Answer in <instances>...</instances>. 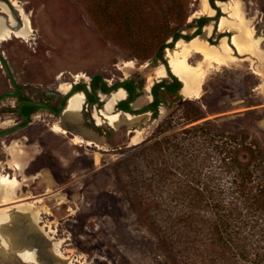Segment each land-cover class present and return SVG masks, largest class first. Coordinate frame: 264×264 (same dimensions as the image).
Here are the masks:
<instances>
[{
	"label": "rangeland",
	"instance_id": "1",
	"mask_svg": "<svg viewBox=\"0 0 264 264\" xmlns=\"http://www.w3.org/2000/svg\"><path fill=\"white\" fill-rule=\"evenodd\" d=\"M1 1L22 13L23 26L24 17L29 19L26 39L0 41V50H5L10 68L22 81L41 85L34 100L46 99L52 92L60 98L73 83L88 87L95 75L112 89L117 82L135 79L138 83L141 78V103L132 107L142 109L154 82L171 81L174 73L166 65L184 61L201 78L196 93L178 95L200 107L202 121L245 135L246 144L258 147L264 162V0H184L186 21L181 37L163 50L161 60L144 62L136 56L149 43L153 30L139 32L133 27L126 31L119 22L121 11H111L122 0H100L97 15L89 13L80 0H17L21 11L11 0ZM138 1L143 2L145 18L139 23L143 28H157L169 18L164 3L160 14H154L153 0ZM6 9L0 2V11ZM200 17L206 20L198 30L193 21ZM177 24L171 20V26ZM242 26L250 44L255 39V49L238 47ZM222 40L227 60L208 51L209 46L220 47ZM189 41L192 48L186 45ZM1 71L0 89L8 85ZM27 92L31 95V90ZM96 93L98 101L94 105L83 101L76 120L66 118L65 112L59 119L39 110L26 129L0 138V177H8L14 194L11 200L1 198L0 215L14 217L12 231L31 244L36 258L45 264H182L184 258L178 252L179 245L184 246L185 210L166 196L172 185L151 181V161L156 156L138 151L152 141L148 139L158 121L174 111L173 97L159 106L158 121L141 114L136 122L115 129L109 123L115 102L104 106L111 94ZM16 105L11 97L0 101L1 130L13 127L19 119L4 111ZM182 116V109L174 112L176 120ZM54 125L58 131L51 129ZM176 127L181 130L188 125ZM197 213L210 216L204 207ZM172 214L183 216L176 219L178 224L170 222ZM30 215L37 218L39 232L30 230ZM194 228L197 234L207 232L200 222ZM54 242H59L60 258L52 252ZM14 260L0 257V264H26L19 257Z\"/></svg>",
	"mask_w": 264,
	"mask_h": 264
},
{
	"label": "trees",
	"instance_id": "2",
	"mask_svg": "<svg viewBox=\"0 0 264 264\" xmlns=\"http://www.w3.org/2000/svg\"><path fill=\"white\" fill-rule=\"evenodd\" d=\"M80 1L86 3L89 13L99 14L100 0ZM153 1L156 7L152 10L154 14H160L161 3H164L169 15L157 28L139 25L145 18L141 9L143 2L122 0L121 6L111 8V11H121L119 22L126 31L131 32L133 27L139 32L153 30L149 43L136 56L142 62L160 59L163 50L173 46L181 37L180 31L186 21L184 0ZM171 20L178 24L171 26ZM205 20V17L194 19L198 30ZM99 29H103V24ZM169 39L173 40L172 43H167ZM82 87L77 85L75 91H81ZM182 87V82L174 75H171L170 82L165 79L155 82L150 91L152 101L144 108L134 110L130 104L142 95L141 78L138 83L135 79L117 82L113 89L107 87L99 75L91 81L93 92L100 88L110 93L122 88L127 92V98L116 108L133 114L149 110L153 120L159 119V106L168 103L167 97H173L174 111L158 121L148 139L152 141L138 151L156 156L157 159L151 161V181L158 186L172 185L167 188L166 196L171 202L181 203L185 210L182 214L185 219L184 246L178 244L181 248L178 254L184 258L182 264H264L262 152L255 145H247V137L242 133L225 132L209 120L202 121L204 117L200 107L178 95ZM90 100L96 102L97 98L90 96ZM179 109L183 112L180 121L174 118V112ZM187 125L177 130L176 126ZM225 178L228 188L223 185ZM199 207L206 208L210 216L196 214ZM183 216L169 215L170 222L178 224L176 219ZM195 222L207 227V232L197 234Z\"/></svg>",
	"mask_w": 264,
	"mask_h": 264
},
{
	"label": "bare ground",
	"instance_id": "3",
	"mask_svg": "<svg viewBox=\"0 0 264 264\" xmlns=\"http://www.w3.org/2000/svg\"><path fill=\"white\" fill-rule=\"evenodd\" d=\"M11 1H12L13 6H17V8L20 11L23 9L22 6L20 4H18L17 0H11ZM21 16H22V13H21ZM223 25H226V23H224ZM29 28H30L29 27V19L25 16L24 17V26H23L22 30H20L19 34H21L22 36L26 35L30 30ZM209 30L210 29L208 27H206V33H210ZM240 30H241V32H239V34L237 35V38H236V40L239 42L238 47L240 49H243V50L250 49V48L255 49V45H256L255 39L250 44V42L248 41V37L245 36V27L242 26ZM2 31H3L2 25L0 22V33ZM178 42H180V41H178ZM197 43H200V42H197ZM219 43H220V47L209 46L208 51L212 52V53L217 52L222 58H226V60H227L228 59L227 58L228 56L226 53V47L227 46L225 47V45L223 44V40H222V42H219ZM186 45L189 48H192L193 42L189 41ZM170 50H172V49H170ZM172 62H173V64H171V66L172 65L174 66V68L172 66L174 75L182 82V84H184V87L181 89V91L183 93L189 94V95L196 93L198 90L201 74H198V72L195 71L193 69V67L185 64L184 61L176 62L175 60H173ZM196 73L198 74V76H196L197 75ZM154 75H155V73H154ZM125 94H126L125 91L121 88L114 91L113 93H111L109 102L104 106L109 108L111 106V104H113L117 100L124 98ZM83 101L84 100L82 98L81 92L75 93L67 102L68 105L64 111L65 112L64 116L66 118L71 119V120L78 119L80 116L79 112H80L81 105H82ZM132 118H133V116H130L129 114L117 112V113L111 115V117L109 118V123L113 128L117 129L122 124L134 123V120H136V119H132ZM51 129L54 131H58L59 127L57 125H54L53 128H51ZM19 163L23 164V162H20V161H19ZM8 181L9 180H8L7 176L0 177V201H1V198H4L5 200H11L14 198L13 190H11L12 188H11L10 184L8 183ZM29 217H30V221L28 224H29L30 230L32 232H39L38 227L36 225V223L38 221L37 218L34 215H30ZM14 226H16L14 217H12L10 214H5V213L0 215V257L3 259V261L5 260L7 262H9V261L11 262L15 258L19 257L26 264H31V262H33L32 264H45L43 261H39L36 258L35 249L32 247V245L24 243L21 240L20 235L16 232L12 231V228ZM52 252L55 254L56 257H58V258L61 257L62 253H61V251H59V242H54Z\"/></svg>",
	"mask_w": 264,
	"mask_h": 264
},
{
	"label": "flooded vegetation",
	"instance_id": "4",
	"mask_svg": "<svg viewBox=\"0 0 264 264\" xmlns=\"http://www.w3.org/2000/svg\"><path fill=\"white\" fill-rule=\"evenodd\" d=\"M17 10H11L10 8H9V6L7 5V9H6V11H4V12H2V11H0V14H2V15H0V22H1V25H2V32L0 33V41H7V40H11L12 38H20V39H23V40H25L26 38L24 37V36H22L21 34H19V32H20V30H22V28H23V25H22V22H21V19L22 18H20V16H21V14L20 13H18V12H16ZM14 33V34H13ZM10 34V35H9ZM9 36V37H8ZM18 36V37H17ZM6 38V39H5ZM8 38V39H7ZM0 48H1V46H0ZM0 56H2V58L4 59V61H5V63H6V65L8 66V69H9V71H10V73H8V71H7V69H6V66H5V63L4 62H2V60L0 59V69L2 70L1 71V74H3V76H4V79H5V81L7 82V84L8 85H6L4 88H2V89H0V95H4L3 97H1L0 98V101L3 99V98H7V97H11V98H14L15 100H16V102H17V105L16 106H14V107H10V108H4V111L5 112H9L10 114H16L17 115V117L19 118L14 124H13V127H11V128H7V129H5V130H1L2 128H1V126H0V134H2V133H4V132H6V131H9V130H12V129H15V128H17V127H21V126H23L24 125V123H25V119H24V116H27L29 119H30V122H29V124L28 125H30L31 124V119H32V117H33V113L34 112H37V111H39V110H45L46 112H48L49 114H52L54 117H56V118H62V117H64L63 116V113H62V115L60 116V115H56V114H54L53 112H56L57 110H58V106H59V103H60V101H61V99H62V97L64 96V95H62L60 98H59V95L57 94V93H49V95H48V97H46V99H43V100H34L33 99V96H36L37 95V93H38V89H39V91H41L40 90V87H41V85L40 84H31V83H29V84H26V82H24V81H22V79H21V77L16 73V72H14L13 73V71H12V69L10 68V65H9V63H8V61L6 60L7 59V55H6V52H5V50H0ZM92 79H93V77H92ZM92 79L90 80V83H89V86L91 87V81H92ZM19 82H18V81ZM22 81V82H21ZM121 82V81H120ZM156 82H158V81H156ZM155 83V82H154ZM153 83V84H154ZM73 84H75V83H73ZM152 84V85H153ZM28 85V86H27ZM78 85H82L83 87V89L81 90V91H75V88H74V92L73 93H76V92H83L84 91V89H85V87H87V86H85L84 84H78ZM77 86V85H76ZM75 86V87H76ZM88 86V87H89ZM152 87V86H151ZM31 88H33V89H31ZM27 90H31V92H30V94L31 95H29L28 94V92H27ZM100 93L101 92H103L102 91V89H100L99 88V90H98ZM125 91V90H124ZM150 91H151V88H150ZM150 91H149V93H150ZM126 92V91H125ZM181 92V91H180ZM103 93H105V92H103ZM112 92H110V93H106V95H110ZM66 94V93H65ZM151 95V94H150ZM90 96L91 97H95V98H97V101H98V97H99V95L96 93V92H93V90H92V88H91V91H89L88 89H87V100H84V102H86V104H91V105H94L96 102H92L91 100H90ZM152 97V96H151ZM127 98V92H126V97L124 98V99H121V100H118L117 102L119 103V102H121V101H123V100H125ZM139 98V97H138ZM137 98V99H138ZM83 99H84V97H83ZM137 99H135L134 101H132L131 102V104H130V106L132 107V104L137 100ZM52 100H54L55 101V103L53 104V103H51V101ZM28 102H32V103H44V104H47L51 109H52V111L53 112H51V111H49L48 109H46L45 107H41V106H23L22 108H21V111L19 112L18 110H17V108H18V106L19 105H21V104H24V103H28ZM116 102V103H117ZM116 103H114V105H113V109H112V113H117V112H120L121 110H118L117 108H116ZM117 103V104H118ZM148 105V104H147ZM62 106L63 107H65V101L64 102H62ZM67 108V107H66ZM133 108V107H132ZM135 110V109H134ZM136 110H138V109H136ZM145 112H150L149 110H147V111H142V112H140V113H134V114H141V113H145ZM80 114V113H79ZM159 116H160V114H159ZM150 120H152V121H154L152 118H151V112H150ZM159 119H156V121H158ZM160 121V120H159ZM27 125V126H28ZM27 126L26 127H24V128H22V129H20V130H15L14 132H12V133H10V134H13V133H18V132H21L22 130H24V129H26L27 128ZM10 134H8V135H10ZM7 136V135H6ZM2 137H4V136H0V138H2Z\"/></svg>",
	"mask_w": 264,
	"mask_h": 264
},
{
	"label": "water",
	"instance_id": "5",
	"mask_svg": "<svg viewBox=\"0 0 264 264\" xmlns=\"http://www.w3.org/2000/svg\"><path fill=\"white\" fill-rule=\"evenodd\" d=\"M0 2H2V3L7 7V4H6V3H4V2L1 1V0H0ZM0 59L2 60V62L5 63V61H4V59L2 58V56H0ZM5 66H6V69H7L8 73H10V71H9L8 66L6 65V63H5ZM91 79H92V78H91ZM91 79H90V80H91ZM78 84H79V83H75V84H73V85L71 86L70 90H69L66 94H64V96L62 97V99H61V101H60V103H59L58 110H57L56 112H53L52 109H51L47 104H44V103H32V102H28V103H24V104L19 105L18 108H17V110L20 112V111H21V108H22L23 106H41V107H45L46 109H48L49 111L53 112L54 114H56V115H60V116H61L62 113L65 111V109H66V107H67V102H68L69 99L75 94V93H73V92H74V88H75V86L78 85ZM80 84H81V83H80ZM150 88H151V87H150ZM87 89H88L89 91H91V87H90V86H89V87H85L84 91L82 92L83 97H84V100H87ZM101 94H102V95H106V93H103V92H101ZM3 96H4V95H0V98L3 97ZM64 101H65V107L62 106V102H64ZM117 103H118V102H117ZM117 103H116L115 105H117ZM121 112H123V113H127V114H130V115H137V114H133V113H130V112H127V111H122V110H121ZM24 119H25V123H24L23 126H21V127H17V128H15V129H12V130H9V131H6V132L0 134V136H6V135H8V134L14 132L15 130H20V129L26 127V126L29 124L30 119H29L27 116H24Z\"/></svg>",
	"mask_w": 264,
	"mask_h": 264
},
{
	"label": "crops",
	"instance_id": "6",
	"mask_svg": "<svg viewBox=\"0 0 264 264\" xmlns=\"http://www.w3.org/2000/svg\"><path fill=\"white\" fill-rule=\"evenodd\" d=\"M209 27V26H208ZM207 36V35H206ZM231 43H232V40H231ZM244 53H249V52H244ZM234 62V57H232L231 56V54H230V63H233ZM169 63H171L170 61H169ZM167 68L170 70V71H173L171 68H172V66L171 65H169V66H167ZM159 72H161V70L159 71ZM174 73V72H173ZM162 78H163V76H162ZM183 87H184V84H183ZM182 87V88H183ZM125 97H126V95H125ZM124 97V98H125ZM124 98H122V99H124ZM152 97H151V95L150 96H148V95H146V100H145V104L147 105V104H149L152 100ZM121 100V99H120ZM118 101V100H117ZM116 101V102H117ZM141 101V99L140 98H138L133 104H132V106L134 105V106H138L139 104L138 103H141L140 102ZM115 102V103H116ZM121 112V111H120ZM123 113V112H122ZM150 114V112H145V113H141V114ZM124 114H127V113H124ZM141 114H137V115H130V116H133V118L132 119H136V117H139V115H141ZM135 121V120H134Z\"/></svg>",
	"mask_w": 264,
	"mask_h": 264
}]
</instances>
